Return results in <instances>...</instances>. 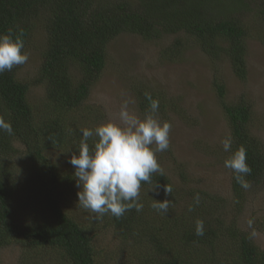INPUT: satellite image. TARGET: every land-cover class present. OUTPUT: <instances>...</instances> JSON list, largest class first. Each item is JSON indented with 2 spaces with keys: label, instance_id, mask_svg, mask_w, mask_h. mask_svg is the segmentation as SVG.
Masks as SVG:
<instances>
[{
  "label": "trees",
  "instance_id": "obj_1",
  "mask_svg": "<svg viewBox=\"0 0 264 264\" xmlns=\"http://www.w3.org/2000/svg\"><path fill=\"white\" fill-rule=\"evenodd\" d=\"M38 27L44 41L33 80H19L15 67L0 74V118L13 128L12 135L0 131V253L15 249V264H108L115 255L108 246L119 253L120 264H264L254 231L239 224L248 197L264 185V143L253 131L250 101L243 94L227 100L223 74L226 67L228 76L246 82L247 42L264 46V0H0V33H11L25 46ZM122 35L171 40L162 47L170 61L188 49L208 59L226 125L224 139L230 137L232 147L225 152L223 139L205 143L201 152L226 172L228 196L223 183L192 182L186 163L169 148L156 156L159 164L161 155L169 157L180 182L176 186L154 173L152 184H141L140 212L97 217L77 206L73 166L67 169L61 155L52 160L46 151L77 152L83 127L73 113L79 111V119L82 112L88 116L90 88L107 66L109 45ZM37 85L46 93L35 107L28 92ZM132 94L143 115L150 110L149 96L159 101L155 115L160 120L179 112L162 90L133 87ZM240 147L252 169L245 177L248 189L224 166ZM166 184L171 194H165ZM177 198L185 199L180 209L172 204ZM155 199L170 201L167 214L152 208ZM254 219L257 231L264 232V214ZM198 220L204 224L202 236L195 234ZM103 229L112 232V243L104 242Z\"/></svg>",
  "mask_w": 264,
  "mask_h": 264
},
{
  "label": "rangeland",
  "instance_id": "obj_2",
  "mask_svg": "<svg viewBox=\"0 0 264 264\" xmlns=\"http://www.w3.org/2000/svg\"><path fill=\"white\" fill-rule=\"evenodd\" d=\"M43 41L44 31L38 27L30 34L23 48L28 54V61L15 66L16 77L19 80L28 82L37 74ZM170 41L167 39L148 41L133 35H122L114 39L109 45L107 66L90 88L86 101L88 116L82 112L83 117L79 119V111L74 112L73 120L83 128H94L93 124L97 120L99 123L118 120L121 105L125 102L130 111L142 118L144 115L138 113L136 109L132 88L145 86L151 90H162L176 102L179 111L169 112L166 119L172 125L169 134L170 154L176 157V160L186 163L192 182H197L200 186L204 184L198 182L201 179L215 186L223 183V195L228 196L226 172L222 170L221 165L214 164L211 156L207 157L201 152L205 143L220 142L227 133L215 91L211 86V67L208 59L197 49H188L180 58L173 61L164 59L162 47L170 44ZM247 50L248 76L244 84L239 83L231 75L228 76V69L223 68L227 100L232 101L243 94L250 101L256 126L253 131L264 143V46L257 40H248ZM45 93L44 88L39 85L30 86L28 100L35 107L39 106ZM46 155L52 160L61 155L65 160L64 167L67 165L66 168H70L71 152L65 155L62 150L46 151ZM160 165L165 176L177 186L180 182L177 167L172 166L169 157L161 155ZM184 202L185 199L177 198L172 204L176 209H180ZM263 214L264 185L250 194L246 209L239 217L240 226L248 228V231H254L256 243L264 248V232L257 231L254 219ZM250 217L252 221H249ZM102 233L104 242L112 243L109 235L111 234L112 238V232L103 229ZM106 249L115 252L113 260L108 264H120L119 253L113 247L107 246ZM16 260L15 249H5L0 253V264H15ZM134 263L136 264L132 262Z\"/></svg>",
  "mask_w": 264,
  "mask_h": 264
},
{
  "label": "clouds",
  "instance_id": "obj_3",
  "mask_svg": "<svg viewBox=\"0 0 264 264\" xmlns=\"http://www.w3.org/2000/svg\"><path fill=\"white\" fill-rule=\"evenodd\" d=\"M23 48L22 39L13 38L11 33H0V74L28 61V54ZM148 98L150 110L142 118L130 111L125 102L121 105L118 120L101 122L94 129H81L82 138L77 152L69 159L78 188V207L97 217L111 214L120 218L132 209L140 212L143 209L140 202L142 182L152 184L154 173L165 175L156 153L170 148L172 125L155 115L159 101L150 96ZM0 131L12 135L11 123L0 118ZM91 138H95L92 147L88 143ZM222 146L225 152L230 151L231 138H225ZM224 166L232 170L234 179L242 188L250 187L245 177L251 174L252 169L246 162L243 147L226 158ZM164 192L171 194V186L166 184ZM194 201L196 205L200 203L199 194L194 197ZM169 204L168 199H155L151 206L167 214ZM189 211H192L191 207ZM195 234L204 235L202 220L196 222Z\"/></svg>",
  "mask_w": 264,
  "mask_h": 264
}]
</instances>
